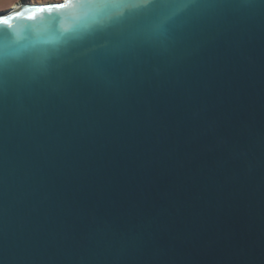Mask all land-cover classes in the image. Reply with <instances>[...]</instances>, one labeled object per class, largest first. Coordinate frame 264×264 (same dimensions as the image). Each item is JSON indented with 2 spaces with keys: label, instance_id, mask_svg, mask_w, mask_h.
I'll return each mask as SVG.
<instances>
[{
  "label": "water",
  "instance_id": "95a60500",
  "mask_svg": "<svg viewBox=\"0 0 264 264\" xmlns=\"http://www.w3.org/2000/svg\"><path fill=\"white\" fill-rule=\"evenodd\" d=\"M0 264H264V0L0 11Z\"/></svg>",
  "mask_w": 264,
  "mask_h": 264
},
{
  "label": "rangeland",
  "instance_id": "374dc122",
  "mask_svg": "<svg viewBox=\"0 0 264 264\" xmlns=\"http://www.w3.org/2000/svg\"><path fill=\"white\" fill-rule=\"evenodd\" d=\"M21 1H27L30 3H45V2H53V1H59V0H0V11L6 10L12 7L15 3H18Z\"/></svg>",
  "mask_w": 264,
  "mask_h": 264
}]
</instances>
